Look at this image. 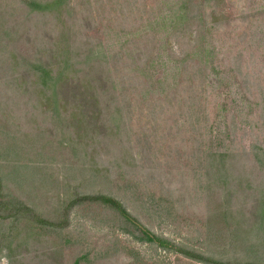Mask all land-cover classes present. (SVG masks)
Returning a JSON list of instances; mask_svg holds the SVG:
<instances>
[{
	"label": "rangeland",
	"instance_id": "1",
	"mask_svg": "<svg viewBox=\"0 0 264 264\" xmlns=\"http://www.w3.org/2000/svg\"><path fill=\"white\" fill-rule=\"evenodd\" d=\"M25 1L0 0L4 26L15 24L22 44L29 40L28 49L43 58L57 43L67 45L71 69L79 78L87 74L80 84L91 77L103 111L100 125L110 129L103 134L97 122L86 124L79 136L72 115L83 106L60 99L65 127L56 122L55 134H47L52 145L30 143L17 161L31 160L30 168L20 167L32 171L29 182L4 181L7 196L31 211L0 220V264H76L82 255L77 264H210L139 241L135 227L108 205H68L99 193L180 247L214 258L222 257L215 251L220 248L246 258L239 244L262 235L254 212L264 192V0H63L33 15L26 14ZM89 49L98 55L92 66L83 63ZM39 100L38 94V103H22L12 121L20 140L53 126L43 120ZM69 138L81 140L78 152ZM221 153L226 185L207 176L208 162ZM2 161L8 166L14 160ZM220 203L242 231L217 244L205 239ZM31 215L49 223L26 228ZM258 248L264 259V247Z\"/></svg>",
	"mask_w": 264,
	"mask_h": 264
},
{
	"label": "trees",
	"instance_id": "2",
	"mask_svg": "<svg viewBox=\"0 0 264 264\" xmlns=\"http://www.w3.org/2000/svg\"><path fill=\"white\" fill-rule=\"evenodd\" d=\"M62 1L63 0H51L49 2L42 3L38 2V0H27L24 2V7L28 12L26 13L27 15H33V13H38L39 10L44 11L53 7L58 8L61 6ZM5 23H7L6 19H2L0 16V158H10L14 161L13 164L4 166L2 164V159H0V220L2 221L7 219L17 220L19 217L25 218L23 216L31 211V207L25 202L17 201L11 196H7L8 192L5 189V182L13 181L16 184H19V182L24 184L29 182V177L33 176L32 171L30 174H27L25 171L23 172L21 170L22 167L30 168L31 164L28 162H31V160L25 159L27 164H18L17 161L23 159L24 149L25 147L27 148L30 143H32L34 146L37 145L38 142H42L41 145L43 148L52 145L51 139L47 137V134L50 136L55 134L54 130L56 129V122L58 123L61 130L65 127L66 118L59 109V102L62 101L60 99L72 102L80 101V107L81 105L83 106L80 112H75L72 115V125L75 127L79 136L80 131L86 128V124H93V127H97L95 124L97 122V124L100 126V128H97V132L101 131L103 134H106L107 130L110 129V127H106L104 123L103 125H100L103 111L97 99V92L93 93L94 86L91 83V77L80 84V81L87 74L85 73L83 74L82 78H79L80 76H76L79 70L71 69V64L69 61L71 56L68 46H60L61 43H57L56 49L49 50L48 53H46L47 58H43V52L40 50L37 52H31L28 49L26 45L28 44L29 40L25 41L26 45L22 44V35L17 34V29L12 27L15 24L5 27ZM26 34L24 33V35ZM65 35V33H62L61 35L62 40L64 41L67 40ZM97 56L94 54L93 50L89 49L84 57L83 63H92L93 65V63H96L97 61ZM57 64L58 66L56 71H54L53 67ZM100 71L102 74L105 72L103 69ZM70 72L72 73L70 74ZM80 72H82V70H80ZM103 76L104 75H100L96 77L98 81L102 82L104 81ZM108 89L109 86L107 90ZM38 94L40 96L39 101H41L40 104L42 106L41 113L44 115L43 120L48 119V122H50L53 126L46 128L43 126V128L39 129L37 134L34 136H28V134H24V138L20 140L16 134H14L15 129L11 127L13 124L12 121L18 117L17 113L19 112L22 103L26 106H28V103H32V101L38 103ZM87 97H89L88 100ZM86 100L91 104L86 102ZM86 106L88 107L86 108ZM67 140L70 147L78 152L81 140L74 141L71 138ZM65 141L66 140H63V142ZM215 156H217V158L215 157L212 160L213 162H208L210 170L207 172V176L213 178V182L216 185H226L228 183V175L221 172V167L224 166L225 163V154H215ZM256 161L261 162V160L258 158H256ZM5 167H9V172L3 171ZM212 168L214 169L211 170ZM35 169H38V166H34L33 172ZM36 178L37 177L31 180H35ZM239 185L240 182H238V187ZM227 195H232L228 189ZM227 199L229 200V198ZM85 200L97 201L114 209L117 214L123 218L125 223H130L135 227L136 231H138V235L136 237L139 241L155 243L160 248L164 249H175L184 255L193 257L194 259L204 263L264 264V259L262 258L263 256L259 253L258 248V246L264 247L263 191L260 198L257 199L259 202L256 200L258 202V211L254 212L257 217L256 219L261 221L257 231H261L262 235L260 234L258 237H256V243L255 240L252 242V240L249 238L248 242L239 244L240 249L243 250L247 256L246 258H240L235 254L229 255L227 250H222L220 248L219 250L215 251L220 253L222 257L216 258L215 256L214 258L205 250H195L193 252L187 250L185 247H180L174 241L152 233L149 229L140 224L119 200L105 194L99 193L95 195H79L70 199L68 205L72 206L76 203H79V201L83 202ZM224 205L223 203L217 205L216 207L218 211L215 210L210 215L208 224L214 226L212 228H207L208 232L205 239L206 241L210 240V237H213L217 244H221L222 241L225 242L228 236L233 240L237 239L239 236L238 234H240L242 231L240 228L242 223L237 220L231 212L225 210ZM38 220L40 221L39 225L41 228H44L45 225L49 223L47 220H44L38 215H31L25 219L26 228H34L35 225H38ZM232 224H235V227L237 228L234 227L233 229H229L230 225ZM245 232L246 234L252 233L250 229L245 230ZM237 247L238 244L232 245V248ZM230 251H232V249ZM227 252L228 255L223 257V255ZM84 258L85 255L80 256L75 260V263H79L80 259Z\"/></svg>",
	"mask_w": 264,
	"mask_h": 264
}]
</instances>
